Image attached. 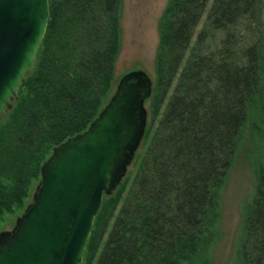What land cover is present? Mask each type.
<instances>
[{
    "label": "trees",
    "instance_id": "obj_1",
    "mask_svg": "<svg viewBox=\"0 0 264 264\" xmlns=\"http://www.w3.org/2000/svg\"><path fill=\"white\" fill-rule=\"evenodd\" d=\"M34 69L0 120V225L31 201L55 146L113 94L122 0H49ZM169 0L151 120L95 218L82 264H212L222 191L249 131L264 136V0ZM209 7L203 27L197 32ZM236 264H264V162Z\"/></svg>",
    "mask_w": 264,
    "mask_h": 264
},
{
    "label": "water",
    "instance_id": "obj_2",
    "mask_svg": "<svg viewBox=\"0 0 264 264\" xmlns=\"http://www.w3.org/2000/svg\"><path fill=\"white\" fill-rule=\"evenodd\" d=\"M49 19V0H0V120L35 67ZM153 85L142 69L125 73L88 128L53 148L31 201L0 231V264H82L104 196L145 137Z\"/></svg>",
    "mask_w": 264,
    "mask_h": 264
},
{
    "label": "rangeland",
    "instance_id": "obj_3",
    "mask_svg": "<svg viewBox=\"0 0 264 264\" xmlns=\"http://www.w3.org/2000/svg\"><path fill=\"white\" fill-rule=\"evenodd\" d=\"M168 1L122 0L121 49L115 64L113 92L120 78L132 70L146 71L155 82L156 54L159 45L158 25ZM212 3L213 0H210L209 7ZM209 7L197 32L204 25ZM146 106L149 110L150 101L146 102ZM150 120L149 111L148 124ZM263 162L264 136L249 131L237 151L234 165L222 191V236L212 248V264H236L246 240L243 215L255 193V168L257 169ZM35 187L36 185L32 188V194ZM16 219L15 215L7 216L0 225V231L11 230Z\"/></svg>",
    "mask_w": 264,
    "mask_h": 264
}]
</instances>
